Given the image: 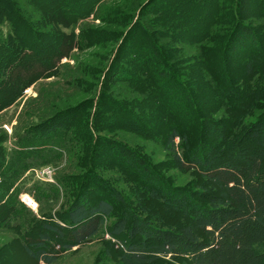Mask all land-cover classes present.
Masks as SVG:
<instances>
[{
  "label": "trees",
  "instance_id": "obj_1",
  "mask_svg": "<svg viewBox=\"0 0 264 264\" xmlns=\"http://www.w3.org/2000/svg\"><path fill=\"white\" fill-rule=\"evenodd\" d=\"M65 1L61 6L66 25L56 24L64 28L57 32L60 43L52 38L54 46L66 41L65 48L52 59L41 58L37 73L7 90L11 96L21 94L36 76L62 79L67 72L62 58L73 48L78 51L103 38V31L87 24L99 20L102 0ZM49 3L39 4L46 7ZM248 4L249 0H178L165 4L159 18L144 21H139L143 14L136 12L131 34L134 42L147 47V60L143 56L130 63L135 75L141 70L144 79L129 83L123 79L128 70L114 63L122 45L110 52V66L95 83L90 79L91 85L78 83L85 99L69 108L73 114L54 121L60 114L42 122L34 118L35 123L22 134L13 133L15 149L3 148L7 167L0 170L11 214L0 225L18 228L23 235L39 226L42 234L26 250L30 258L52 264L55 258L50 254L56 247L67 252L105 234L113 241L126 238L140 243L118 251V264H264V6L248 16L240 8ZM11 11L0 0V45L14 46L7 49L3 74L21 59L35 58L39 44L31 40V31L35 30L37 41L43 38L34 29L37 23L32 26ZM21 14L33 19L26 12ZM44 18L51 19L49 14ZM254 18L255 22L245 23ZM176 44L175 52L168 49ZM183 46H194L197 53L188 55ZM151 60L156 65L147 67ZM180 63L182 69H178ZM126 83L129 92L124 95L120 89ZM113 91L120 93L119 98L110 95ZM111 111L119 116L106 128V114ZM140 116L149 125L140 123ZM123 119L138 126L136 137L160 141L173 168L182 173L190 170L195 179L187 186L173 185V176L160 174L149 156L119 136ZM27 135L40 146H21ZM68 155H72L71 168L56 173L55 185L31 184L29 193L39 206L34 215L18 200L21 187L29 181L23 175L31 169L58 166ZM111 168L120 172L119 180L132 185L128 198L110 177L101 174ZM156 205L163 208L168 222L177 221L161 227L166 219L149 216ZM58 213L73 228L69 244L62 248L51 238L64 239L63 225H40ZM110 240L105 241L109 247Z\"/></svg>",
  "mask_w": 264,
  "mask_h": 264
},
{
  "label": "rangeland",
  "instance_id": "obj_2",
  "mask_svg": "<svg viewBox=\"0 0 264 264\" xmlns=\"http://www.w3.org/2000/svg\"><path fill=\"white\" fill-rule=\"evenodd\" d=\"M1 1L7 10H12L11 14L17 12L21 20H24L25 22L26 20L29 21L32 26L37 23L34 29H36L38 34H41L40 36L43 38H39L37 41L36 38L38 37L34 33L35 30L33 32L31 31V28H29L31 31V40H34L39 44V47L37 46L36 48L38 53H36L35 58L30 62H24V60L21 59L17 67H9L11 69L7 70V72L4 74L3 72H0V170H3L7 167L6 164L8 158L5 155L6 153L3 154V148H5L7 152L15 149L14 145L12 144L13 133L18 135L22 134V132L27 129L28 125L31 126V123H35L36 119L42 122L47 120L52 115L60 114V116H58L62 118L58 117L57 119H53L54 121L61 120L65 116L73 114V112L69 111V108L74 107L76 103H80V101H84L85 99L83 96L85 95L83 94V90L79 91L77 89L78 83H83L82 85H91L92 83L87 82L89 79L91 82L95 83L102 70H104V68L106 70V66H110L109 62L107 61L110 59H108V56L111 51L112 53L116 49L119 51L123 45V51H121L119 59L116 57L114 61V63H118L121 68L128 70V73L123 79H126L128 83L135 81V79H144L145 76L140 74L141 70L139 71V74L137 73L135 75L136 69H134L132 63H130L134 61L133 59L141 61L143 56L144 61L147 60L145 59V56L147 55V47L141 42H134V35L131 34L135 31L131 29L134 23V20L132 21V15H134L136 12L143 14L141 20L139 21L152 20L153 18L157 19L158 13L163 10L165 4H172L174 2L178 3V0H102L101 4L103 5V9L100 12L99 20L87 21V24L90 28H93L96 31H103V38L98 41H94V43L90 46L87 45L86 48L80 49L78 51L73 48L68 55L71 57L70 59H67L68 56L62 58L61 64H66L67 68V72L63 74L62 79L53 77L45 78L43 75L36 76L34 77L35 82L30 86L26 84V88L23 89L21 94L11 96L12 94L9 93V88L18 86V84L22 81L25 82V79H27L31 73L32 75L33 73H37L36 71L37 68L39 69L38 64L41 58L48 60L50 57V59H52L53 56L56 57L62 52L63 48H65L64 45L66 44V41H61V45L54 46L52 43H54L55 40L52 38L57 39L58 41L57 32L59 33V31H63L64 28L62 27L63 25L57 27L56 24L66 25V13L64 11L65 8L61 6L62 0H49L50 3L46 5L47 8L39 4L40 2H43V0ZM64 2L68 3L65 0ZM255 3L263 4L262 6H257L258 4L255 6ZM263 6L264 0H249L248 5L245 7L242 5L240 8L243 10L246 9L245 11L249 16L250 14H253L252 11L254 8L258 10V7ZM22 12H26L33 19H27L26 15L21 14ZM54 12L57 14V17L53 15ZM148 13L149 15H147ZM44 14H49L51 19H41V16ZM7 15L9 16L8 13ZM52 18L54 22L53 25H51ZM34 20L36 22H34ZM251 22H255V18L253 20H245V23ZM150 29L151 27H149V30ZM44 35H47V37H44ZM155 37L159 38V36ZM71 41L72 40H70V42ZM59 43L60 42L58 41V44ZM140 45L144 51H139L138 48H140ZM12 48H14L13 45L0 47V71H5L6 67H4V59L7 57L6 52H8L7 49L10 50ZM178 48V44L168 47V49L172 50L173 52L178 50ZM181 48L182 51H186V53L191 56L197 53L194 46H183ZM48 54L49 56H47ZM175 55L180 56V54L177 53ZM180 64L181 65L178 69H182L184 66L182 63ZM155 65L156 62L151 60L148 62L147 67ZM191 65L193 64L187 63L186 66L189 67ZM109 72L110 71H108V73ZM110 75L111 73L109 76ZM77 78L80 81H78ZM115 88L117 89V86H115ZM121 91H124V95L129 92L127 83L122 85L120 92ZM110 95L112 97L119 98L120 93L117 94L115 91H113L112 94L110 93ZM10 97H12V99H10ZM114 112L115 113L111 111L106 114L107 118L106 122L104 123L106 128H108L111 124H114L113 122L117 121L119 113H116V111ZM146 113H149V111ZM34 118L36 119L34 120ZM123 120L124 122L120 127L123 132L120 133L119 136H123L124 138L131 141L125 142L131 145H137V147H139L136 149L137 152L140 150L143 155L149 156L153 167H155L160 174L164 176H167L168 174L173 176V185L187 186L192 180L195 179V176L190 170L188 172L182 173L173 168L171 156L167 154L160 141L153 138H150L152 140L146 141L140 137H136L134 132H139L138 126H132V124H130L127 119ZM144 120L145 119L140 116L139 122L149 125V123L147 121L145 122ZM113 131V134L117 133L118 128ZM37 132L33 131L31 134H36ZM99 133L101 135H108L107 132ZM6 137L7 141L3 143ZM28 139L29 135H27L24 140L21 139L22 142L19 144L21 146L24 144H31L35 147L40 146V143H36ZM175 142L177 144V141ZM68 158L69 160L72 159V155H68ZM68 158L65 157L58 166H44L31 169L23 175L22 179L29 181L24 183V185L21 187L22 191L18 196V200L34 215L37 214L39 206L34 200L33 194L29 193L31 184L38 182L55 185L56 173L62 169L68 170L71 168L70 166L72 161L67 160ZM116 170V168H111L107 171H101V174H103V176L110 177L109 180H111L112 183L128 198L129 195H132V185L129 184V181H125L124 179L119 180L120 172H116ZM49 177H51V179H49ZM2 182L3 179L0 177V224L4 221V217L7 216L8 218L11 214V212L7 210V204H9V193L6 194L4 191ZM188 188L194 191L198 189L195 186H189ZM56 209V206L52 208V210ZM144 209L148 210L147 207H144ZM60 210H62V208H60ZM138 211L140 212V216H145L142 213V209ZM149 216L157 217L159 219H166L165 224H162L161 227H165L167 224L177 221L171 220V222H168L166 218L167 214L159 205H156V207L153 208L151 212H149ZM168 217L170 218L171 216ZM51 220L52 221L44 220L40 223V225L49 224L52 226L54 223H61L63 225L64 239L56 240L54 237L51 238L53 243L58 244L62 248L65 244H69L70 232L73 231V228L68 225L61 216H59V213L55 219L52 218ZM28 231L29 232H26V234L23 235L19 232L18 228L5 229L0 225V264H46L44 262L37 263V261L30 258L26 253V250L30 248L32 244L38 241L37 235L41 233L37 224ZM108 240H110L109 236L103 234L102 236L97 235L90 240L84 241L81 245L76 246L67 252H63V250L57 251L58 249L56 247V251L50 254L55 258L52 264H118L120 259L118 251H123L129 247L140 245L138 242L134 243L124 238L118 241L110 240L112 242L109 247V245L105 243V241Z\"/></svg>",
  "mask_w": 264,
  "mask_h": 264
},
{
  "label": "built area",
  "instance_id": "obj_3",
  "mask_svg": "<svg viewBox=\"0 0 264 264\" xmlns=\"http://www.w3.org/2000/svg\"><path fill=\"white\" fill-rule=\"evenodd\" d=\"M49 179H51V177H49Z\"/></svg>",
  "mask_w": 264,
  "mask_h": 264
}]
</instances>
